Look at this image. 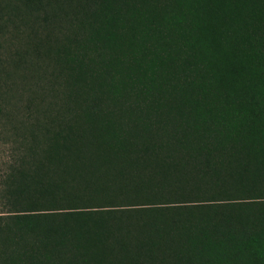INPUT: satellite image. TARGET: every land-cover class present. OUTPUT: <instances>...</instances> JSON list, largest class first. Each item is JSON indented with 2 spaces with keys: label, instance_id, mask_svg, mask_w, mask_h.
Instances as JSON below:
<instances>
[{
  "label": "trees",
  "instance_id": "obj_1",
  "mask_svg": "<svg viewBox=\"0 0 264 264\" xmlns=\"http://www.w3.org/2000/svg\"><path fill=\"white\" fill-rule=\"evenodd\" d=\"M262 16L0 0V264H264Z\"/></svg>",
  "mask_w": 264,
  "mask_h": 264
},
{
  "label": "rangeland",
  "instance_id": "obj_2",
  "mask_svg": "<svg viewBox=\"0 0 264 264\" xmlns=\"http://www.w3.org/2000/svg\"><path fill=\"white\" fill-rule=\"evenodd\" d=\"M252 1V3L255 5V6H258V7H260V8H262L263 9V11H264V0H251ZM262 19H263V21H264V17L262 16ZM1 153V152H0ZM1 156H0V165H1Z\"/></svg>",
  "mask_w": 264,
  "mask_h": 264
}]
</instances>
